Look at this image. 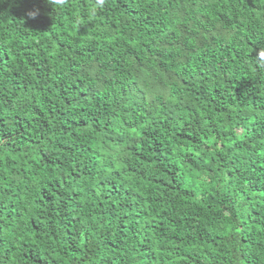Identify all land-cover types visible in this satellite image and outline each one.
Segmentation results:
<instances>
[{
    "label": "trees",
    "instance_id": "trees-1",
    "mask_svg": "<svg viewBox=\"0 0 264 264\" xmlns=\"http://www.w3.org/2000/svg\"><path fill=\"white\" fill-rule=\"evenodd\" d=\"M0 264H264V0H0Z\"/></svg>",
    "mask_w": 264,
    "mask_h": 264
},
{
    "label": "clouds",
    "instance_id": "clouds-1",
    "mask_svg": "<svg viewBox=\"0 0 264 264\" xmlns=\"http://www.w3.org/2000/svg\"><path fill=\"white\" fill-rule=\"evenodd\" d=\"M51 2L54 3V4L59 5V4L63 3V0H51Z\"/></svg>",
    "mask_w": 264,
    "mask_h": 264
}]
</instances>
